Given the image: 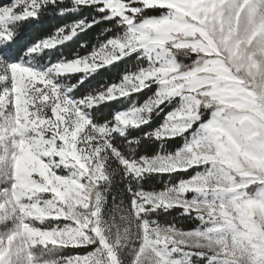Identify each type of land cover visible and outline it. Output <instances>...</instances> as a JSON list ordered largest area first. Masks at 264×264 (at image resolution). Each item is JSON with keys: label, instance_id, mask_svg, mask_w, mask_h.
Returning <instances> with one entry per match:
<instances>
[{"label": "rangeland", "instance_id": "374dc122", "mask_svg": "<svg viewBox=\"0 0 264 264\" xmlns=\"http://www.w3.org/2000/svg\"><path fill=\"white\" fill-rule=\"evenodd\" d=\"M53 1L55 0H40L37 3V0H20V3L26 6L16 15H24L33 4L39 8L40 4ZM61 1L66 6L64 11L60 12L62 16L66 13L82 12L83 9L94 6L92 0H87V3L79 7L72 6L73 0ZM13 2L14 0L3 5H10ZM102 2L103 0H98V3ZM131 2L132 0H120V3L124 4ZM135 2L138 4L141 0ZM148 2L150 7H164L178 11L188 23L193 21L199 23L207 17L198 14L201 10L198 6L210 0H148ZM253 2L259 4L264 0H253ZM179 5L186 6L179 7ZM125 13L130 14V10L126 8ZM99 17L98 12L93 21L88 22L87 16L84 15L52 29L48 36L37 42L42 46L43 42H49L48 47L43 48L42 55L24 52L21 57L15 56L9 61L0 58V264H60L61 261L69 259L73 260V264L77 261L79 264H88L90 259L88 253L96 247L111 249L103 255V259L108 261V264H157L158 261L160 264H209V261L211 264H225L228 259L227 252L213 253L202 247L206 241L201 234L207 232L211 236L226 231V222L219 207L209 210L204 205L214 202L218 206L221 200L230 198L233 193L241 192L250 193L257 201L264 200V174L258 169L246 174L232 171L230 182L225 180L223 184H217L215 181L206 180L213 168V161L205 159L203 155H198L195 162L184 166H173L169 162L164 170H146L139 177H135L134 173L125 177L122 167L116 163L115 153L107 148H101L99 155L103 156L107 153L110 157L109 161L103 163L92 159L89 161L93 165L92 169L88 168V163L79 159L81 155L79 148H84L85 154L95 153L97 147L105 141L112 143L129 160L141 155L148 158L175 155L192 139L196 128L194 125L192 129L174 136L152 135L144 138L145 132L159 129L168 114L177 107L179 97H174L156 107L151 113V120L147 123L131 125L128 139H123L109 131L114 123L112 117L115 113L134 105H141L153 97L159 85L154 77H149L145 81L150 85L148 87L130 91L127 95H121L117 91L112 99L89 104L92 110L90 115L95 118L97 124H107V130L97 131L94 141H83L80 131H86L88 117L84 115L87 109L81 111L82 101H86L89 94L96 96L97 93L113 85H120L126 74L137 72L139 68L147 67L150 62L157 66L159 64V61L154 59L155 52L139 55L144 52L143 49H139L137 53L121 56L118 60H102L99 52L101 45L108 39L118 36L123 28L115 25L111 17L104 19ZM22 18L24 17L12 18L8 21L0 19V37L7 38L9 34L14 36L15 25L19 24ZM86 34L89 40L83 41L79 50L56 61L52 60L51 49L61 47L79 35ZM9 41L5 39L3 43ZM174 51L177 60L180 61L183 50L176 48ZM149 57L152 58L151 61ZM61 61L64 63L81 61V64L72 72L43 71ZM85 63L92 67L85 70L83 66ZM96 65L99 67H95ZM104 71L111 72L113 79L108 80L101 76L84 88H80L83 83ZM76 76H78L77 81ZM24 85L28 86L27 90ZM64 96H67V100L62 99ZM53 105L56 107L55 113L52 111ZM77 119L79 124L73 127V122ZM25 122L29 123L31 128H35L37 133L41 129L55 131L61 127L66 128L77 141L73 145L75 150L71 155L89 175L95 172L94 182L97 188L91 194L86 191L88 181H74L68 185L66 180H60L55 185L58 195L57 207H65L61 204V200L65 196L70 197L75 200L74 214L66 211L56 214L53 209L51 214L39 217L25 215L22 211V202L33 201L29 197H16V185L13 181L17 179V175L24 173L25 182L28 183L34 177L43 178L49 184L52 181L47 160L33 151L30 144L19 139L20 125ZM48 135H51V132ZM113 135H115L114 140ZM135 136L141 138L139 146L133 140ZM39 138L37 134V139ZM44 139H47V136ZM61 139L64 143H68L66 136H62ZM2 158L7 160L4 161ZM138 166L148 168V165L142 162H139ZM70 167L71 165L61 166L58 171L67 176ZM122 181L126 184L125 188L122 186ZM181 186L182 191L177 192L176 200L149 199V193L159 195L170 187L180 189ZM225 188L230 191H225ZM122 189L126 190L128 198L122 196ZM42 195L46 200L50 193ZM111 196L112 204H110ZM41 203L43 205V201ZM175 212L177 216L174 215ZM234 215L235 213H229L230 217ZM145 219L147 224L141 226L140 221ZM192 222L193 226H191ZM65 225H68L67 229ZM62 229L66 233L76 229L84 234L94 233L97 241L89 245L81 244L78 238L67 242V238L61 236ZM165 247L168 254L163 255L161 260L162 250ZM80 248H89V250L81 252ZM201 253L205 254L201 255Z\"/></svg>", "mask_w": 264, "mask_h": 264}, {"label": "clouds", "instance_id": "9594fccd", "mask_svg": "<svg viewBox=\"0 0 264 264\" xmlns=\"http://www.w3.org/2000/svg\"><path fill=\"white\" fill-rule=\"evenodd\" d=\"M92 2L100 13V19L111 17L115 25L123 28L118 36L101 45L99 52L102 60H118L121 56L143 49L144 52L139 55L155 52L154 59L158 60L159 64L157 66L150 62L147 67L126 74L120 85H113L96 96L89 94L86 101H82L81 111L87 109L84 115L88 117L86 131H80L83 141H94L97 131L107 130V124H97L95 118L90 115L92 110L89 104L112 99L117 91L121 95H127L130 91L148 87L150 85L145 81L149 77H154L159 85L153 97L141 105L115 113L112 117L114 123L109 131L128 139L131 125L147 123L156 107L174 97H179L177 107L168 114L159 129L145 132L144 138L152 135L174 136L192 129L194 125L196 128L192 139L175 155H158L152 158L141 155L129 160L112 143L105 141L97 147L95 153L85 154L84 148H79V159L88 163V168L92 169L93 165L89 162L92 159L103 163L109 161L107 153L99 155L101 148H107L115 153L116 163L122 167L125 177L133 173L135 177H139L146 170H164L169 162L173 166H184L195 162L198 155L213 161V168L206 177L208 182H230L232 171L246 174L258 169L264 174V2L258 4L253 0H210L198 6L201 9L198 14L207 17L199 23H188L178 11L171 8L159 17L145 16L144 11L151 6L148 0H141L138 4L135 0L128 4L120 3V0ZM84 3H87V0H73L72 6L79 7ZM14 7L9 5L6 11ZM57 7L62 5L58 4ZM126 8L130 10V14L125 13ZM48 45L47 41L43 42V46L39 43L30 44L25 52L42 55L43 48ZM176 48L182 49L185 57H194L191 63L178 61L174 51ZM149 59L152 60L151 57ZM80 64L81 61H61L43 71L72 72L76 71ZM83 66L85 70L92 67L86 63ZM27 87L24 85L25 90ZM62 99L67 100V96ZM52 111L55 113V105L52 106ZM206 113L209 116L204 119ZM78 124L77 119L73 122V127ZM49 132L51 135H48ZM45 136L47 139H44ZM62 136L68 138V143L63 142ZM19 139L30 144L33 151L47 160L49 175L52 177L50 184L40 177H34L28 183L25 182L24 173L17 175V179L13 181L16 185V197H29L33 201L21 203L25 215L43 217L51 214L53 209L56 214L64 211L73 213L75 200L70 197L65 196L61 200L65 207H57L58 195L55 185L60 180H66L68 185L74 181H88L86 191L89 194L97 188L94 182L95 172L89 175L71 155L75 150L73 145L77 141L66 128L61 127L55 131L41 129L37 133L35 128L25 122L20 125ZM112 139H115V135ZM133 140L139 146L140 136L133 137ZM139 162L147 164L148 168L138 166ZM67 165L71 167L68 175L64 176L58 170ZM178 191H182V186L180 189L170 187L159 195L149 193L148 196L150 200L159 201L164 198L171 201L178 199ZM225 191L230 189L225 188ZM43 193H50L48 199H44ZM72 195L75 197V193ZM204 207L209 210L219 207L226 222V231L211 236L207 232L201 234L206 241L202 247L213 253L227 252L228 259L225 264H264V200L257 201L250 193L241 192L221 200L218 206L213 202L206 203ZM229 213L235 215L230 217ZM140 223L145 226L147 220H141ZM65 228L67 229L68 225H65ZM154 231L159 232L160 229ZM61 236L66 237L67 242L78 238L83 245L95 244L97 241L94 233L84 234L79 229L67 233L62 229ZM106 251L110 252L111 249L94 248L88 253V264H108V261L103 259ZM166 254L168 253L165 247L161 260ZM60 264H73V260L61 261Z\"/></svg>", "mask_w": 264, "mask_h": 264}, {"label": "trees", "instance_id": "16d2710c", "mask_svg": "<svg viewBox=\"0 0 264 264\" xmlns=\"http://www.w3.org/2000/svg\"><path fill=\"white\" fill-rule=\"evenodd\" d=\"M12 0H0V6L5 4L6 2H9ZM62 5V7H57V5ZM41 5V4H40ZM64 2L61 0H55L53 2L45 3L39 6L37 11V15L34 17H26L22 18V21L19 24H16V32L14 36H16L17 32L23 33V35L20 36V40L13 44V48L17 52L16 57H21V55L25 52L27 47L32 44L35 41H40L44 39L46 36H48L49 33H51L52 29L59 28L69 22H72L76 19H78L81 16H87V21L92 22L94 19V16L98 13L95 6L88 7L86 9H83L82 12L78 13H66L64 16L61 15V10L64 11ZM22 11V9H21ZM168 11L167 8L164 7H149L147 8L145 12V16H161L163 14H166ZM11 22V21H10ZM107 37V35H106ZM89 36L86 34L85 36L79 35L76 39H73L71 41L66 42L61 47H55L51 49V58L52 60H58L62 58L63 56H67L71 54L73 51H77L81 48V43L83 41H88ZM10 42V41H9ZM7 42V43H9ZM36 42V43H37ZM194 59V57H184L183 55L180 57V61H183L184 63H191V60ZM106 77L108 80L113 79V75L111 72L104 71L99 75L93 76L90 80L83 83L80 88H84L86 85L92 83L93 81L97 80L99 77ZM78 76L75 77V80L77 81ZM209 116L208 113H206L204 119H207ZM122 186L125 188L126 184L122 181ZM114 192V191H113ZM122 196L125 198H128L129 196L126 193V190L122 189ZM113 195V194H111ZM112 196L110 198V204H112ZM177 216V213L174 214ZM194 223H191V226H193ZM89 248H80L79 251L84 252L88 251Z\"/></svg>", "mask_w": 264, "mask_h": 264}, {"label": "snow or ice", "instance_id": "6c2138e0", "mask_svg": "<svg viewBox=\"0 0 264 264\" xmlns=\"http://www.w3.org/2000/svg\"><path fill=\"white\" fill-rule=\"evenodd\" d=\"M40 0H37V3H39ZM10 5H14L15 7L12 8L10 11H6L7 6L9 5H2L0 6V19L4 20H10L12 18H21V17H34L37 15L38 9H36V5L33 4L31 7L28 8L27 14H24L22 16H17L16 13L20 12L22 8H24L26 5L23 3H20V0H14V2ZM42 5V4H41ZM40 5V6H41ZM23 35V33H20L16 36H12L11 34L8 35L7 38L0 37V58H3L4 61L12 60L16 55L17 52L13 48V44L17 43L20 40V36ZM5 39H9V43H3ZM37 41L33 42L32 44H35ZM4 161L7 160L6 158H2ZM14 164V162H13Z\"/></svg>", "mask_w": 264, "mask_h": 264}]
</instances>
